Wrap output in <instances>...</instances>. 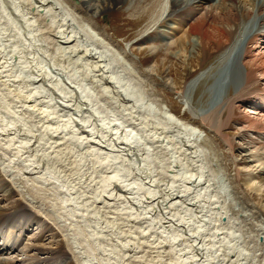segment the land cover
Masks as SVG:
<instances>
[{
  "label": "bare ground",
  "instance_id": "1",
  "mask_svg": "<svg viewBox=\"0 0 264 264\" xmlns=\"http://www.w3.org/2000/svg\"><path fill=\"white\" fill-rule=\"evenodd\" d=\"M74 1L0 0V182L12 195L30 199L36 209L51 217L55 230L63 233L72 247L73 262L163 264L161 255L173 251L167 243L174 245L185 235L184 241L190 243H186V251L180 250L174 264H205L211 248L195 233L189 234L191 225L186 216H178L172 209L183 204L195 206L198 202L195 196H188L190 191L198 195L211 188L206 185L209 180H204L203 167L198 165V173L185 177L189 186L183 185L182 190L151 174L157 162L163 165L162 153L170 146L180 145L200 159L206 149L215 152L214 144L199 127L173 114L168 105L138 99L143 95L137 97L136 93L142 91L134 84L135 68L126 55L132 47L123 50L109 42L95 19L125 6L130 18L149 15L145 37L153 34L154 28H163L160 32L164 35L173 27L172 21L184 17L180 24L183 34L171 45L177 50L172 58L193 67L208 52H217V66L211 71L220 80L227 75L224 81L234 78L238 86L235 94L224 96L201 114L198 110L193 113L189 103L191 113L200 114L207 125L222 134L229 122L222 117L224 112L228 111L232 120L235 105L253 103L244 131L249 133L257 125L258 133H264V91L252 92L264 84V0H77L79 5ZM163 23L166 25L160 26ZM256 38L261 43L255 42ZM150 52L153 55L154 50ZM152 70L159 73L160 67L155 65ZM173 84L177 85L176 78ZM188 87L182 93L186 97ZM117 104L130 115L138 108L153 112L155 121L170 125L178 134L183 132L185 140L177 142V136L156 130L144 139L146 142L138 133L121 131L112 123L121 118L117 117L119 111L114 112ZM105 114H113L114 120L109 121L110 115L107 118ZM261 143L257 141L260 147L251 157L264 155ZM230 146L233 150V143ZM213 164L221 167L220 159H214ZM253 164L263 176L264 161ZM117 165L122 169H115ZM134 168L144 175L140 183L132 178ZM221 175V194L227 196L232 216L247 217L256 209L254 201L263 205L251 196L240 195L231 179ZM251 190L264 192V177ZM261 210L264 218V205ZM215 213L220 216L219 223L226 218L229 223L223 224H232L225 209ZM114 215V221H109ZM2 218L0 213V223ZM172 237L173 242L168 240ZM257 237L264 239V225ZM257 245L264 247V240ZM238 249L244 253L242 247L230 244L229 255L237 254ZM153 250L158 257L150 263L148 252ZM70 253L58 248L45 262L41 259L32 264H55ZM44 255L42 251L41 257ZM235 255L229 256L230 264H240Z\"/></svg>",
  "mask_w": 264,
  "mask_h": 264
},
{
  "label": "rangeland",
  "instance_id": "2",
  "mask_svg": "<svg viewBox=\"0 0 264 264\" xmlns=\"http://www.w3.org/2000/svg\"><path fill=\"white\" fill-rule=\"evenodd\" d=\"M74 2L79 5V1L75 0ZM182 19L183 21L186 20L184 17H182L180 18L181 21H179V19L172 21L171 27L173 26L174 28L172 27L173 29H168L164 35L160 32L163 28H154L153 30L156 31L153 34L145 37L143 34L149 22V15L140 14L137 16V18H130V13L127 12L125 6H123L121 9L114 8L109 10V12L97 16L95 20L96 26L107 35L109 42L112 40L114 44L117 43V45L123 50L128 49V45L132 47V51L127 52L126 55L129 59H131L130 61L133 62H130V65L134 66L135 68L134 74L132 75L134 76V84H136L142 91L141 93L136 91V88L134 89L135 92H138L136 93L137 97L138 95H143V98L138 97V99H141L144 102L153 101V103L168 105V108L173 114H175L185 123L199 127L210 137V140L212 141L210 142L214 144L215 152H212L211 149L204 150L200 154L201 158L199 157L201 160L198 158L195 159L194 153L186 151L185 148H182L180 145L178 147L170 146L169 149H164L165 151L162 153L164 157L163 165H160L157 162L155 168L153 169L154 175L151 174L153 178L156 177L160 181L164 180V183L171 184L175 187L174 189L182 190L183 185L184 187L187 185L189 186V181L185 180V177L189 174H192L193 172L198 173V165H200L201 168L203 167L204 175L207 177L204 180H209L210 183L206 185H210L211 188L205 189V192L202 191V195H197V193L194 195V192L192 193V191H190L188 196H195L198 202V204L195 203V206L187 205V207L185 204H183L182 206L177 205L178 207L176 208L174 206L172 209H175L174 213L178 216H186V221L190 223L189 225H191V227L187 229L188 233H195V235L201 241H204L208 248H211V250L207 252L208 256L205 264H230L231 262L229 261V256L236 254V252H231L229 255L230 244H235L238 246V248L242 247V249H244V253L238 249V252L235 255L239 257L240 264H264V255L262 254L264 252V247L259 248L257 245L258 241L263 242L264 240L263 237H260L259 239L257 237L261 227L264 225V218L261 214V209L264 205V192H253L251 190L253 185L259 184V181L264 177V175L259 176L258 171H260V169L258 168V170H256L253 164V161L256 160L264 161V155L251 157V154L254 155L257 152L255 149L260 147V144L257 145V141L259 143L262 142L261 144L264 143V136H262L264 133H258L259 126L257 125V129H250L249 133L244 131L247 130V125L249 122L247 113L249 115V112L252 111V109H250L252 108L250 107L251 103H247L245 106L242 103L235 105L236 110L233 114V117L231 118L232 120L229 119V112H224L222 117L224 118L225 122H229L227 126L221 130L222 134L217 132V129L210 127L204 122V119L200 115L201 112L211 108V106L218 102L221 98L223 99L235 94L236 90H238V86L236 85V80L234 81V78H228L224 81V79L228 77L227 75L224 77V79L220 80V77L211 71V67L215 69L217 66V52H208L204 58L202 57L199 59V63L193 67H189V65L186 63L184 64V61L182 60L172 58V53H175L177 50L175 47H171V45H173L174 42H176L177 39L183 34L180 28ZM165 25L166 24L163 23L160 26ZM174 32L176 33L174 34ZM151 50H154L153 55L150 52ZM155 65L160 67L159 73H156L152 70ZM206 71H210V74H206ZM169 72H172V74H168ZM137 77L139 78L138 82ZM175 78L177 79V85L173 84V80H175ZM216 78L219 80H216ZM195 80H197V83H194ZM186 87H188L186 92L187 97L182 94ZM263 89L264 84L252 92L253 94H261L262 91H264ZM189 103L194 108H192L193 113L197 110L198 112L201 111L199 116L191 113V110L188 106ZM115 108L116 110L114 112H119L118 115H114H117V117L121 118L120 120L112 123H116L117 126H120L121 131L124 130L123 132L130 131L132 134L138 133L137 135L141 136L140 139L144 140L145 138L153 135L155 131L158 130L164 131L168 136H177V142L180 139L182 141L185 140L186 135L183 132L182 134H178V132L171 128L170 125L165 127L155 121V116L152 114L153 112L150 114L146 109L141 108L139 110L138 108V110H136L134 113L135 115H130V112L121 108L119 104L115 105ZM105 115L107 118L109 115L112 117L111 118L109 116V121L114 120L113 114ZM251 117H254V115ZM159 125H161V127ZM244 127L246 129H244ZM144 141L147 142V139ZM230 143H233L234 145L233 150L230 146ZM155 151L157 152V150H154V152ZM204 153L207 155V157ZM213 153H216V156ZM245 158H247V162L245 161ZM214 159H220L221 167H217L216 164H213ZM246 163L249 167H247ZM181 164H183L182 167L184 168H181ZM114 168L122 169L121 167H118V165L114 166ZM180 168L184 170H180ZM188 169H190L192 172L189 173L190 171ZM122 173L126 174L127 172L123 171ZM132 173H134V175L132 174V178L136 179L139 183L143 180L142 177H144V175L142 173L140 174L137 169H132ZM177 174H179V176L172 178V176ZM219 175L230 178L240 195L243 194L242 196H251L253 199L255 198L256 200L262 201L263 205L254 201L255 203H253L255 204L256 209L252 208V211H250L251 215L249 214L247 217H244L242 214L232 216L233 213L231 212L232 209L230 207L229 200L226 195L221 194V179L219 178ZM179 181H185L186 183L184 182L181 184ZM213 183L215 186L211 185ZM250 183L252 184V187L250 186ZM177 186L180 188H177ZM0 191L6 195V198L9 197L10 194L12 195L9 188L6 187L3 189L2 183H0ZM6 191L9 192L6 193ZM18 199L19 197L13 196L12 200H4L3 196L0 194V209H2V211H0L5 214L10 213L11 210H14L11 209V204H16ZM24 202L26 205L30 206L35 213H38V210L32 207V204H30L28 201ZM184 206H186V208ZM192 209H194V211ZM215 209L217 212H220L221 209L228 211V213H230L232 216H230V222L232 224L224 225L223 223H229L226 218L223 219V223H219L218 220L220 216L215 213ZM108 211L109 209H107L105 212L107 213ZM110 211L116 212L117 210L115 209V211ZM34 212H31V210L25 212L24 216H26V218H24L23 221L25 222L30 218H36L37 216H35ZM195 215L196 217H194ZM114 218L115 215L112 216L111 219L109 218L110 220H108L112 222L114 221ZM17 220L20 221L19 219ZM32 223V226L26 227L24 233L25 247L23 246L21 249V256H25L26 259L21 260L25 257H19L18 252H12L11 255H0V264H31L41 259V261L45 262L50 254L52 255L58 248L62 249L66 253L72 252L70 251L72 250V247L70 246L69 248L67 242L62 237L63 233H58L56 230H53L56 228V223L49 217L42 215L41 218H36L32 221ZM18 231L24 232L23 227H18L16 232ZM173 234L174 232H172L170 236ZM0 235H3V233L0 232ZM173 237L169 238L168 240L173 242ZM185 237V235L184 237H181L180 242H177L176 244L173 242L174 245L167 243V248L168 246H172L173 251L168 250L166 251L165 256L163 254L161 255L159 259L164 260L162 261L163 264L176 263L174 260H177V255L180 253V250L183 252V250H185L187 247L186 243L188 241H184ZM189 243L190 242L187 244ZM0 247L2 246L0 245ZM42 251L45 253V255L41 257ZM148 253L149 256L147 257V260L150 263H153L155 261V255L157 256L158 253H156L154 250L152 253L151 251ZM103 254L106 255L108 253L106 252ZM146 256L147 254L145 257ZM73 259H75L74 253H70V257H65L55 264H78L77 262H73ZM110 263L112 262L108 261V264Z\"/></svg>",
  "mask_w": 264,
  "mask_h": 264
}]
</instances>
